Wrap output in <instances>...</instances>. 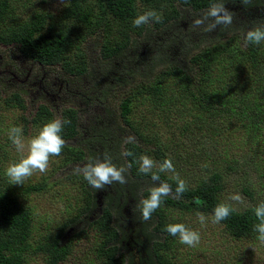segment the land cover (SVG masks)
<instances>
[{
    "label": "rangeland",
    "instance_id": "obj_1",
    "mask_svg": "<svg viewBox=\"0 0 264 264\" xmlns=\"http://www.w3.org/2000/svg\"><path fill=\"white\" fill-rule=\"evenodd\" d=\"M12 1L17 14L43 13L49 23L64 25L72 38L66 59L79 67V71H70L62 64L34 63L22 56L16 46L0 41V187L14 192L31 212L32 244L42 243L85 206L88 182L75 169L89 160L103 159L106 153L117 166H125L123 146L130 137L139 145L142 155L154 161L153 149L162 148L175 168V172L164 174L171 178L178 175L189 186L211 173H220L224 186L218 198L235 210L244 211L256 201H264V124L255 128L249 120L230 114L196 120V111L190 105L181 112L182 105L176 103L183 94L179 85L165 81L164 92L158 98L153 96L152 89L153 84L161 82L162 73L174 64L193 75L196 71L191 57L222 42L231 50L223 65L232 74L225 72L223 80L260 85L256 91L263 90L251 94L250 99L264 103V42L249 44L244 37L250 28L256 27L252 24L264 25V9L241 15L237 8H227L234 13L233 24L206 32L203 26L193 23L204 14L194 15L191 9L177 7L183 17L157 31L149 27L150 23L134 27L132 21L149 10L163 14L171 9L169 4L138 3L136 16L130 22L124 24L109 18L107 25L94 28L99 19L92 0L82 2L90 21L88 26L61 19L70 0ZM4 28L0 24V34ZM123 30L128 36L126 49L118 56L105 51L107 40L115 37L121 41ZM123 104L129 110L124 117ZM40 108L46 110L41 117L37 115ZM70 114L75 118V130L72 136L64 138V149L60 156L50 159L47 172H34L23 185L9 184L6 168L27 154V148L24 153L16 150L9 139V129L21 127L27 145L45 123L57 118L64 120ZM158 167L159 162L154 169ZM125 176V184L114 182L106 186L104 193L114 194L116 186L125 190L135 182L128 171ZM139 183L149 188L157 182L143 179ZM103 190H98L99 207L104 203ZM236 194L240 201L230 199ZM137 207L135 201L128 200L124 215ZM196 213L163 207L168 224L183 223L201 237L195 247L181 244L178 237L165 241L162 238L157 248L163 259L173 264H264V244L256 237H233L221 223H212V215L207 213H203L207 220L202 225ZM93 220L94 217L88 222ZM67 239L68 255L60 264H103L96 251L101 238L94 225L75 224ZM138 259L134 264H139ZM23 264H45V256L35 250L27 253Z\"/></svg>",
    "mask_w": 264,
    "mask_h": 264
},
{
    "label": "trees",
    "instance_id": "obj_2",
    "mask_svg": "<svg viewBox=\"0 0 264 264\" xmlns=\"http://www.w3.org/2000/svg\"><path fill=\"white\" fill-rule=\"evenodd\" d=\"M85 0H70L69 5L63 10L61 19H71L88 26V14L84 11ZM97 7V24L91 27L97 28L104 25L109 18L119 23H128L136 16L138 3L148 6L169 4L162 14L160 23L152 22L151 29L161 31L178 19L182 18L177 7L191 9L196 14H205L214 2L225 3L226 8H237L238 14L248 13L255 9H264V0H92ZM242 15V14H241ZM55 22V21H54ZM0 24L5 26L0 34V41L16 46L22 56L28 60L42 65L62 64L65 70L79 71V67L67 61L66 56L72 48V38L67 28L55 22L49 23L43 13L31 15L17 14V8L12 0H0ZM258 26V24H252ZM147 29H145L146 33ZM126 30L120 35L121 41L115 37L107 40L105 51L113 55H119L126 49L128 36ZM245 33V32H244ZM240 35L242 33L240 32ZM246 37V35L244 36ZM231 50L220 42L219 45L206 47L193 55V75L188 74L185 68L176 64L162 73L164 76L160 83L153 84V96L161 97L164 92L165 81H172L179 85L178 90L183 94L176 99V103L184 107L190 105L195 110V119L210 118L214 116L236 115L244 120H249L253 127L264 124V103L256 98L250 99L251 94L260 85L241 81L232 82L229 78L223 80L225 72L232 75L223 63L227 61ZM250 67V66H247ZM223 69V72H220ZM192 71V70H191ZM212 73V74H211ZM175 81H174V80ZM224 81V82H222ZM13 98L14 95L12 96ZM16 99V98H15ZM121 105L123 117L129 113ZM46 110L40 108L38 116L41 117ZM252 113V116L249 114ZM65 119L71 121L64 126L63 138L73 135L75 130V118L73 114ZM131 151L133 156L124 155ZM141 148L134 142H126L123 146V161L128 172L135 180L133 184L116 186L114 194L104 193V203L98 206V190L89 184L84 191V205L78 214L65 222L55 233L47 236L42 243L32 244L31 239V212L18 201L17 195L12 191L3 190L0 187V264H23L27 253L35 250L45 256V264H60L68 255L69 241L67 235L72 226L79 223L91 224L100 234L101 242L97 248V254L103 259V264H134L138 259L139 264H173L162 258L157 248L160 240L172 237L166 231L168 223L164 220L163 207H173L183 211H195L211 214L221 201L218 196L223 189L222 176L218 172L211 173L206 179L188 190L179 199L175 198L176 180L160 173L161 180L167 181L173 195L165 197L164 203L153 214L152 218L144 221L140 211V202L144 199L152 187H141L139 180H151V174L145 175L139 172V157ZM154 159L161 163L169 159L162 148L153 149ZM1 168V161H0ZM157 171V169H153ZM128 200L135 201L138 205L135 211L124 212ZM140 200V202H139ZM139 203V204H138ZM255 204L244 211L235 210L228 219L221 221L224 229L236 238L257 237L253 226L258 223L254 208ZM228 204V203H227ZM94 220L88 222L89 219ZM34 245V246H33Z\"/></svg>",
    "mask_w": 264,
    "mask_h": 264
},
{
    "label": "clouds",
    "instance_id": "obj_3",
    "mask_svg": "<svg viewBox=\"0 0 264 264\" xmlns=\"http://www.w3.org/2000/svg\"><path fill=\"white\" fill-rule=\"evenodd\" d=\"M234 13L230 12L223 2H214L210 5L208 11L194 20L197 27L203 26L204 31L212 32L218 26H230L233 24ZM162 14L156 10H149L138 15L132 21L134 27H140L152 22L160 23ZM245 42L254 45H260L264 42V25L250 28L246 32ZM68 119L59 118L45 123L39 130L38 134L25 144L23 130L19 126H13L9 129V139L20 153H24L27 148V154L23 155L18 161L10 163L5 170V175L9 179V184L23 185L34 172H47L50 159L61 155L65 140L63 138L64 126L70 124ZM133 138H129L132 142ZM126 156H133L131 151L125 152ZM131 165L117 166L113 163L112 158L107 153L103 159L89 160L82 168H77V173H82L83 178L88 184L96 189L103 190L107 185L114 182L125 184L127 182L125 173ZM157 162L147 155L139 157V172L148 175L151 174V180L157 182L156 186L149 189L148 195L140 202V211L144 221L152 218V214L164 203V198L173 195V189L167 181L161 180L160 173L175 172L174 165L170 159H165L159 163L157 171ZM176 188L175 198L179 199L188 190L186 181L175 176ZM230 199L240 201L239 194L233 195ZM235 209L227 203L218 204L212 213V223L219 224L229 218ZM199 222L203 225L206 223V216L196 213ZM254 215L258 221L253 226V231L258 233L256 239L260 244H264V201L258 203L254 208ZM166 231L173 237H178L181 244L189 247H195L200 242V233L187 227L183 223H171L166 226Z\"/></svg>",
    "mask_w": 264,
    "mask_h": 264
}]
</instances>
